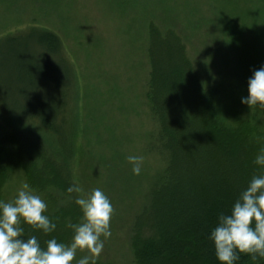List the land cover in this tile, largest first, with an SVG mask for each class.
Returning <instances> with one entry per match:
<instances>
[{"label": "trees", "instance_id": "trees-1", "mask_svg": "<svg viewBox=\"0 0 264 264\" xmlns=\"http://www.w3.org/2000/svg\"><path fill=\"white\" fill-rule=\"evenodd\" d=\"M222 3V11L199 20L193 31L204 44L206 36L218 34L217 43L221 34L230 36L235 53L246 59L234 60L227 74L194 59L182 31L148 25L144 98L154 125L148 150L158 154L162 166L132 222L130 246L136 264H220L208 233L251 177L264 172L253 163L264 147V108L240 103L247 95V79L264 64V0ZM212 29L216 33L211 35ZM251 29L249 41L243 30ZM33 31L27 41L37 48L29 47L30 42L20 50L8 43L0 47L7 75L0 86V200L3 186L16 172L36 192L51 190L62 196L65 205L60 199L45 200V214L57 225L53 232L45 235L22 225L43 247L52 237L69 243L72 233L65 225L81 216L68 198L76 194L66 192L76 182L81 151V89L60 37L47 28ZM238 255L235 264H253L247 255Z\"/></svg>", "mask_w": 264, "mask_h": 264}, {"label": "rangeland", "instance_id": "rangeland-1", "mask_svg": "<svg viewBox=\"0 0 264 264\" xmlns=\"http://www.w3.org/2000/svg\"><path fill=\"white\" fill-rule=\"evenodd\" d=\"M222 2L0 0V47L8 43L20 50L32 39L29 32L47 28L60 37L66 56L77 70L81 89V151L75 168L76 183L85 191L100 188L114 209L110 221L112 234L97 261L136 264L130 246L132 222L162 166L158 154L148 150L149 132L154 127L144 98L149 71L148 25L153 22L161 31L162 26L182 31L194 59H203L211 69L223 68L227 74L233 69L234 60L246 59L235 53L230 36L221 34L219 42H214L219 35L212 29L214 36L205 37L206 45L203 37L193 31L198 29L199 20L205 22L207 16L222 11ZM243 31L244 37L252 41V29ZM28 46L37 48L32 42ZM213 48L220 53L214 54ZM3 67L0 60V86L7 77ZM129 155L143 157L139 175L132 174L126 160ZM23 182L24 175L14 173L2 188V199L11 200ZM36 193L44 201L60 199L61 204H66L54 191ZM68 198L74 203L75 195ZM84 254L78 251L72 263Z\"/></svg>", "mask_w": 264, "mask_h": 264}, {"label": "clouds", "instance_id": "clouds-1", "mask_svg": "<svg viewBox=\"0 0 264 264\" xmlns=\"http://www.w3.org/2000/svg\"><path fill=\"white\" fill-rule=\"evenodd\" d=\"M246 83L247 95L241 97L240 103L249 109L264 108V64L252 72ZM126 160L132 174L139 175L143 157L129 155ZM253 163L264 168V147L258 150ZM66 192L76 194L74 203L81 213L78 222L65 225L71 230V240L59 243L52 237L43 247L36 235H26L22 227L28 225L45 235L56 229V223L45 214L47 204L41 196L23 182L11 200H0V264H72L78 251L85 254L75 264H96L112 234V203L100 188L85 191L76 182ZM208 240L220 264H235L240 253L253 264L264 259V172L251 177L227 213L217 215Z\"/></svg>", "mask_w": 264, "mask_h": 264}]
</instances>
